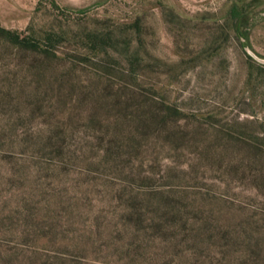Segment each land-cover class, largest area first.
<instances>
[{
	"label": "rangeland",
	"instance_id": "obj_1",
	"mask_svg": "<svg viewBox=\"0 0 264 264\" xmlns=\"http://www.w3.org/2000/svg\"><path fill=\"white\" fill-rule=\"evenodd\" d=\"M0 264H264V0H0Z\"/></svg>",
	"mask_w": 264,
	"mask_h": 264
}]
</instances>
